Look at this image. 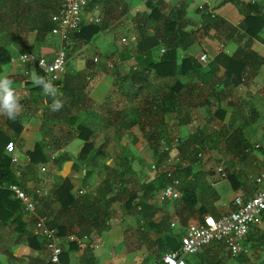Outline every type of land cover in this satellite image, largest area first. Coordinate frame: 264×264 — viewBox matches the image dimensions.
Instances as JSON below:
<instances>
[{"label":"trees","instance_id":"16d2710c","mask_svg":"<svg viewBox=\"0 0 264 264\" xmlns=\"http://www.w3.org/2000/svg\"><path fill=\"white\" fill-rule=\"evenodd\" d=\"M61 1L0 0V76L5 73L6 68L10 65L11 54L8 46L16 44L20 46L19 51L21 53H31L33 44L43 42L54 27L51 17L60 8ZM157 3L148 0L145 3V8L149 12L146 15L138 13L132 22L136 44L134 56L128 57V60L133 58L136 61V67L132 66L127 71L122 82L130 84L132 88L127 90L131 91L133 97L138 100V106L121 107L117 110L94 108L90 100L87 101L80 97L79 90L85 89L86 83H89L87 78L82 75V78H79L80 84L76 77L67 73L63 74L60 81L54 83L62 93L63 101L65 97L68 98V102L64 103V108L58 112H52L49 106L47 107L48 102L52 101L51 97H43L45 102L42 101V106L45 109L42 112V124H46L50 128L60 123L70 127L76 124L74 130L77 134L71 135L72 137L68 136L67 139L69 141L78 139L84 142L76 158L63 152L56 156L49 154L46 147L50 144V140L47 139V135H44L42 140L34 145L33 150L27 153L28 165L26 168L23 170L18 167L21 170V175L18 178L14 175L10 157L5 154L4 148L9 141L20 135L26 122H23L24 117L21 115L14 121L5 117L3 126H0V230L3 228L11 229L12 232L17 233L18 239L25 236L29 249L28 258H30L28 264L53 263L42 258V252L45 248L44 239L34 234L33 230H26V224L33 228L34 221L24 222L21 202L15 200L7 189L11 184L21 186L26 194L36 201V212L46 219L49 228L56 229L61 237H73L72 241L68 243L67 250L63 251L59 264H68L69 253L71 252L78 254L75 264H100L93 253L92 245L95 239L110 230L111 222L119 218L118 214L121 215V218L124 216L139 217L140 224L134 231L136 243L146 248L156 246L159 260L163 253L179 248V235L172 232L170 219L176 216L179 218V224L184 227L187 225V221L196 214L201 217L212 215L210 209L215 195L214 190L211 185L205 183L204 178H199V172H192L191 164L196 157L194 159L190 157L194 153L201 155L200 153L207 148L204 147L205 144L208 146L213 144L212 137L198 130L186 138L177 139L176 148L181 159L177 157L179 159L176 162L167 159L169 149L166 151L158 150V142L164 132L165 117L173 114L178 126L187 125L188 110L194 107L190 100L193 95L192 84L207 85L214 79L218 70H222V79L217 80L218 84L222 86L218 98L219 95L231 98L232 88L242 84L246 78L255 76L259 67L264 65V57L259 56L254 51L237 52L232 56L219 53L208 64V71H203L195 57L199 47L198 42L193 40V33L184 31L178 15L172 19L162 15L163 6L159 3L157 5ZM210 16L208 15L210 21H217V19H211ZM257 22V30L255 32L249 31L248 28ZM244 23L248 26L245 28L244 24L245 31L250 36H256L262 28V21L256 17L246 16ZM149 28L153 31L149 32ZM99 31V25L94 23L81 24L79 31L74 33L75 43L79 46L88 44ZM160 45L165 49L162 55H159L158 51L154 55L150 53ZM178 52L182 53L180 58ZM107 61H112L115 64L117 62L111 58ZM118 61L121 63L123 60ZM33 69L37 75L43 76V73L34 64H29V81L24 82L27 85H33L30 78ZM149 76L152 77L151 80ZM178 76H187V83L183 84ZM152 80L160 88L152 89ZM155 81L157 83L164 81L162 86L166 89L160 91L162 87ZM33 89L43 93L40 87L35 86ZM221 103H229L235 106L233 102L221 101ZM86 104L89 106L87 110L83 109ZM184 105L186 107L183 109ZM237 107L239 112L243 111V106ZM82 109L84 111L81 112H91L92 114L84 121H79V113ZM100 111L106 116L101 120H96L103 115L100 114ZM130 113H134L135 118L128 120ZM223 115V110L217 106L214 116L222 119ZM93 116L96 120L95 124H93L95 121ZM141 116L146 118L142 117L141 119ZM95 125L113 128V136L114 138L118 137L119 140L129 129H139L144 141L153 150L157 176L150 181L142 180L141 173L134 172L125 163L122 158L124 155L122 157L117 155L118 159L121 160L118 165L113 167L104 165L102 167L107 171V175L99 187L83 195L75 196L73 178L62 175V168L67 162L71 163L72 169L75 171L78 170V165L81 163L83 165H86V162L94 164V156L91 157L92 151H96L95 156H104L106 143L111 142L107 136L110 137L111 135H107L105 132L102 137L104 141L96 146L93 137ZM221 132L218 133L219 136H216V140L226 137L224 142H226L227 151L223 156L229 162H232L233 158L239 161L246 159L254 146L251 147L249 143L244 144V139L239 130H232L230 133L229 131ZM52 136H54L52 138L57 141V144H53L52 148L48 150L56 154L62 146L58 144L56 136ZM111 140L114 142L113 144L116 143L114 139ZM134 141L136 140L134 139ZM66 143L67 141L64 142V145ZM50 156H53L50 163L52 168L56 170L57 178L53 181L51 188L45 190L39 187L41 180L37 174L40 165L49 163ZM219 163L224 164V161L220 160ZM172 168L174 170L173 177L177 176L180 179V185H177L180 198L173 201L174 210L168 220V214L157 217L158 208L151 201L170 182L171 178L166 177L165 170ZM84 170L85 175L81 181H85L83 183L85 187L88 184L86 177L90 175V171L87 168ZM200 173L202 176L205 174ZM225 175L233 191L244 186L245 180L240 177L238 172L229 170L225 172ZM36 189L45 191L46 195L37 196L35 194ZM115 203H119V211L113 207ZM214 217L219 216L215 215ZM0 240H2V234H0ZM218 244L225 248L222 242ZM203 250L206 255H210L209 260L206 258V264H223L220 261L223 258L216 253V250L209 246ZM34 253L37 254L36 257H33ZM105 264L112 263L106 262Z\"/></svg>","mask_w":264,"mask_h":264},{"label":"crops","instance_id":"0c3cea01","mask_svg":"<svg viewBox=\"0 0 264 264\" xmlns=\"http://www.w3.org/2000/svg\"><path fill=\"white\" fill-rule=\"evenodd\" d=\"M147 1L148 0H89L87 6L82 11L81 24L86 25L94 23L99 25L100 31L88 44L80 46L77 45L75 43L76 39L74 38V33L70 34L68 39L64 42H62L59 37L49 33L43 42L33 44L32 52L36 55L43 56L48 60H52L56 51L61 45H63L66 49L67 55H70L72 58L75 57L76 60V63H74L75 65L71 66V64H69L67 66L65 73L73 75L74 77L75 74H83L86 75L88 80L91 79L89 83H86L87 85L85 89L79 90L81 98L91 101L95 99L92 97L93 92H97L100 95L99 98H97V101H99L97 104L99 106H103L105 103L109 106V108H114V110L120 109L121 107L132 108L138 106V100L133 97V93L131 91L127 90L131 87L130 84L122 82V79H124L127 74V71H124L122 67L129 64V62L131 63L130 59L128 60V57L130 58L134 56L133 52L136 41H130L128 38L129 35H134L132 22L136 15L138 13H144L146 15V13L149 12V10L145 8V3ZM151 1L155 3L158 2L161 6H163L162 15L165 17L172 19L178 15L179 21L182 22L184 31L187 33H193V40L198 42L199 47V51L195 56L197 59L201 54H206L211 62L218 56L219 53L232 56L237 52L243 53L248 51H254L259 56L264 57V0ZM208 11L213 13V17H210L211 19H217L216 22L209 20ZM246 16L256 17L262 21V28L256 36H250L246 33L245 28L248 27L246 23H244V18ZM95 19H97L98 22H95ZM257 28L258 22L251 25L248 29L251 32H255ZM152 31L153 30L149 28V32ZM122 38L128 39L127 42L122 43ZM19 49L20 46L16 44L8 46L11 57L21 53ZM156 52L157 49L150 51L153 55L156 54ZM181 56L182 53L178 52V57L180 58ZM88 57L93 58L90 60L87 59ZM110 58L115 59L116 61L123 60L121 62L122 66L118 67V69H122L117 71L105 70L106 61ZM94 59L99 61V63L95 64ZM28 66L29 64L21 63L15 64L14 66L8 65L3 77H9L13 81L14 89L21 90V88H29L33 94H37L39 91L33 89L35 87L34 84L27 85L24 83L29 81V76H25L24 74L25 71L28 70ZM202 69L206 72L209 68ZM222 73V70H218L214 79L207 85H203L201 83L192 84L193 95L190 97V100L194 107L188 110L187 125L178 126L173 114L166 115L165 120L168 118V124L164 126V133L167 134L166 137H169L170 140L167 142V147H165L164 150L166 151L169 149L168 154L171 153L173 155L176 153V156L178 155V149L175 148L171 139H175L177 137L179 139L180 136H184L180 138L183 139L198 130L204 132L209 137H212L213 144H209V146L208 144L204 145V147H207L205 150L210 154H217L216 151L219 153L221 152L216 140V136H219L218 133H222L221 131H229L230 133L232 130H239L242 138L244 139V144L249 143L251 147H253V145H259V147L264 148V144H259L258 142L260 140H256L258 137L264 139V129L263 127L260 128V124L264 121V94H256L257 96L254 95L255 90L253 88L259 85V87H261L260 89L264 90V65L259 67V69L255 72V76L248 77L242 84L233 87L231 90V98H226V96L222 97L221 95H219L220 99L218 98V94L221 91L222 86L218 84L217 80L222 79ZM178 77L181 79L183 84L187 83V76ZM95 78L98 79V82L95 84V88H93ZM113 81L116 82L113 83ZM125 91L130 92L131 95H126ZM18 94L20 96V93ZM252 95H254L257 99L254 100V96L252 98ZM221 101L233 102L235 103V106L229 103H221ZM44 102L45 101H43V103ZM21 103L23 104L24 109L36 110L40 106L43 107L42 101H36V99H33L32 94L21 97ZM217 106H220L224 112L222 119H218L214 116ZM237 106H243V111L239 112ZM185 107L186 106L184 105L183 109ZM83 109L87 110L89 109V106L86 104ZM83 109L80 110V112L84 111ZM183 112H185V110H183ZM38 113L40 114H35L31 118H28L29 120L26 124H24L20 135L12 140L16 142V156L19 161L18 167L23 170L28 165L27 153L32 151L34 145L41 141L44 136L41 131V127L43 125L42 113L40 110H38ZM252 113H254V117H252ZM100 114L103 113L100 111ZM20 115L25 117L23 112ZM250 115L251 118L249 119ZM104 116L106 115L104 114L98 117V119L101 120ZM142 117L145 116H141V119ZM133 118H135L134 113H130L128 120ZM147 119H150V117H147ZM4 120V118L0 120V126H2ZM97 127V130L100 132L97 134L96 130L94 133V142H98V138H102L105 132H109V134L113 137L112 139H114L113 128V131H110V127H106L105 125ZM207 128H211L210 133L206 131ZM104 129L106 131H104ZM213 131L214 133L211 134ZM137 133L140 134L139 129L132 128L129 129L123 137H128ZM78 142L84 145V142L80 140H75L73 143ZM82 145H79V151ZM50 148H52L51 144L46 147L48 153L55 154L51 153V151L49 152L48 149ZM255 150L256 149L253 148L249 154L256 153ZM50 162L51 158L49 163L40 165L41 167L44 165H50V173L48 176L41 177L39 173L37 174L41 180L39 187L45 190H49L53 181L57 178L56 175H54ZM219 164L220 163H217L216 168H213L214 173L209 171V167L205 168L203 166L199 168L201 172H206L204 174L206 180L205 178L204 180L208 185H211L215 193L212 202H217V205H212L210 209L212 215L214 216H220L234 210V196L243 195L250 197L257 189L255 180L253 183H249L245 180L244 186H241V188L237 191H233L226 178L222 179L218 174L217 167ZM76 172L77 171L72 169V171L67 175L75 181V178L77 177ZM192 172L195 173V170ZM81 174L82 177H84L85 171L83 170ZM79 191H83V194L92 191L91 183L87 184L85 187H79V189L75 187L73 189L74 195L79 196ZM153 201L155 203H153ZM153 201H151V203L158 208V212L160 213L162 211V214L165 215L168 214V211H166L165 208L173 206L174 203L170 202L166 204L160 202L157 199V196ZM200 217L201 216L196 214L187 221V224L196 222ZM23 219L25 223H28V219L25 218V216ZM175 219L179 221L176 216L172 220L174 221ZM5 230L8 229L3 228L0 230L3 242H6L3 245L0 243V264H28L30 258H28L29 249L27 248L25 236H21V238L18 239L17 233L12 232L11 229V231L8 230V232ZM26 230L32 231L33 228L29 224H26ZM9 233L12 234V236H15L12 241H9L4 237V235ZM104 234L106 235L107 233ZM96 242L98 243V241ZM242 245H244L242 246V251L244 249L245 252H253V249H256L260 253L259 257H257V262H260L259 264L264 262V214H262L258 221L250 228V231L244 239ZM97 247H99V245L95 244V248ZM209 247L216 250V253L220 256H222L221 254H224L223 251H226L225 248L218 243L212 244ZM67 248L68 245L63 244L64 251L67 250ZM94 254L100 264L110 262L107 258H104L103 255H98V251H94ZM36 255L37 254L34 253L33 257H36ZM209 256L210 255H206L205 251L202 250L197 255H194V257H189L187 259V264H206V258L208 259ZM77 257L78 254L76 252L69 253V263L74 264ZM42 258L49 260L48 252L45 248L42 252Z\"/></svg>","mask_w":264,"mask_h":264},{"label":"rangeland","instance_id":"374dc122","mask_svg":"<svg viewBox=\"0 0 264 264\" xmlns=\"http://www.w3.org/2000/svg\"><path fill=\"white\" fill-rule=\"evenodd\" d=\"M139 1V0H138ZM129 35V40L132 41L130 39ZM135 36V34H134ZM136 41V40H135ZM158 54L162 55L160 53L161 51V45L158 46L157 48ZM158 55V56H159ZM93 57H88L87 59H92ZM97 61V60H96ZM95 64H98L99 61L96 62ZM131 63L129 62V64H127L126 66L122 67L124 71H128L132 66L136 67V61L131 58L130 59ZM74 63H76L75 57H71L70 55H67V63H66V67L71 64L75 65ZM114 63V62H113ZM131 64V65H130ZM119 66H122V63H120L119 61L116 62V64L114 63V65L110 68L106 65L105 70L107 71H117L120 70L118 69ZM207 66V67H206ZM202 68H208V65H201ZM126 69V70H125ZM66 71V69H65ZM204 71V69H203ZM208 71V70H207ZM83 74H75V77L78 79V82L81 84V81H79V78H82ZM89 75V74H87ZM86 77V75H84ZM0 77H3L0 76ZM152 78V77H151ZM150 76L149 79L151 80ZM87 82H90L91 79H86ZM117 80V79H116ZM98 82V79L95 78V82L93 85V88H95V84ZM116 81H113V83ZM111 83V82H110ZM155 83H157V81H155ZM164 83V81L158 82L157 84H160L162 89L160 91L165 90L166 88H163L162 84ZM152 89L156 90L158 88H160L159 85H155L153 80H152ZM17 86V85H16ZM255 92L254 95L256 94H260L263 95L264 94V90L260 89L261 87L256 86L253 87ZM262 90V91H261ZM18 93H20V97H25L28 94H32L33 99L39 100V101H45L43 99L44 94L43 93H37V94H33L31 89L29 88H21V90H17ZM125 93L130 94V92L125 91ZM263 93V94H262ZM43 94V95H42ZM131 95V94H130ZM252 95V98L253 96ZM99 94L97 92H93L92 97L95 98L93 100H91V105L94 108H105V109H111L109 108V106H107L105 103L103 104V106H99L97 103L99 101H97V98H99ZM257 96V95H256ZM81 97V95H80ZM141 97V96H139ZM141 99V98H140ZM254 100L257 99L255 96L253 98ZM52 101H49V105L51 104ZM66 102H68V98L65 97L64 98V103L66 104ZM128 102V101H127ZM47 105V107L49 106ZM98 106V107H97ZM118 108V107H117ZM43 107H39L36 110L34 109H24L23 113L25 115L23 122H27L32 116H34L35 114H40L38 113V110L41 111V113L43 112ZM252 109V108H251ZM114 110V108H113ZM117 110V109H116ZM256 111V110H255ZM91 112L85 113V112H81L79 113V121L89 118L91 116ZM105 113H103L104 115ZM94 115V114H93ZM252 117H254V113H252ZM5 119L4 116H0V120L1 119ZM251 118V115L249 117V119ZM93 119L95 120L94 116ZM248 119V120H249ZM96 120H99L96 118ZM96 120L93 122V124L96 123ZM170 120V119H169ZM87 122V121H85ZM79 123V122H78ZM88 123V122H87ZM168 124V118H166L164 126ZM3 126V125H2ZM75 125L73 126H66L63 123L57 124L54 127L50 128L49 126H47L46 124L42 125V134L43 135H47V139L50 140V144L51 146L54 144H57L56 140H53L52 135H55L57 140H58V144L61 145L62 147L60 148V150L54 154L55 156L61 152L63 153H68L69 155H71L73 158H76L78 153H79V145H82V143H73L75 140L69 141L68 136L71 135H76L77 132L74 130L75 129ZM108 127V126H106ZM264 129V121L260 124V128ZM96 132V130L98 129V127L95 125V127L93 128ZM261 129V130H263ZM104 131H106L104 129ZM109 131V130H108ZM110 131H113L112 128H110ZM146 131V130H145ZM206 131L208 133H210L211 128H207ZM217 131V130H214ZM214 131L211 133L213 134ZM99 130H97V134H99ZM107 135L109 134L106 133ZM167 134H165L164 132L162 133V138L160 139V141L158 142V150L159 151H165V147H167V142L170 140L169 137H166ZM171 135V134H170ZM252 135H256V134H252ZM72 137V136H71ZM107 140L111 141V142H107L106 143V151L104 156H99L96 155L95 153L96 151H92L91 152V157L94 156V164L95 166H93L94 164L90 163L88 164V162H86V165H83L82 163L80 165H78V170L76 172L77 177L75 178L74 184L75 187L77 189H79V187H84V182L85 181H81L82 178V174L81 172L87 168L90 171V175L88 177H86L87 179V183H91V187L92 190H95L97 187H99L102 182L104 181V179L106 178L107 175V171L105 169H102V167L104 165H109L110 167L115 166L116 164L118 165L121 161L118 159L117 155H120L124 160L125 163L127 165H129L132 170L134 172H139L141 173V179L146 180V181H150L152 180L154 177L157 176V172L152 168V165L155 163L154 157H153V150L152 148L144 141L142 133L140 131V134H133L130 136H126L123 137L119 140L118 137H115L114 140L116 141L115 144H113L114 142L111 140L113 137H109L107 136ZM181 137L184 136H180L179 139ZM97 139V138H96ZM134 139L136 141H134ZM177 138L175 139H171V141H173V145H175V148L177 147ZM219 140L218 145L220 148V153L218 151L217 154H210L208 153L206 150H204L203 152H201V155H198L197 153L192 154L190 157H192L193 159L196 157V159L194 160V162L191 164V169L192 171L195 170V173H198L199 178L203 179L205 178L204 175H201V171L199 170V168L201 167H209V171L213 172V168H216L217 163L221 161H224L223 167H224V171H229V170H234L236 172H238V174L240 175V177H243L244 180H246L249 183H253L255 178L260 174V173H264V148L263 147H259V148H254L256 149V153L254 154H249L246 159L244 160H237L235 158L232 159V162H229L225 156H223V154L227 151V147H226V142H224V140H226V137L223 138H218ZM256 140H260L258 143L260 144H264V139L261 137L256 138ZM67 141V143L64 145V142ZM104 141V138H98V142H95L96 146H99L102 142ZM64 145V146H63ZM254 146V145H253ZM83 147V145H82ZM81 147V148H82ZM81 150V149H80ZM17 154V153H16ZM197 154V156H195ZM179 157V155L176 156L175 154H168L167 159H171L172 161H178L177 158ZM181 159V158H180ZM224 159V160H222ZM165 160V159H164ZM163 160V161H164ZM162 161V162H163ZM187 163V162H186ZM125 164V165H126ZM50 165H44L45 167V171H41V166H39L38 169V173L41 177H46L47 175H49L50 173V169H49ZM195 168V169H194ZM72 171V166L70 162H67L63 165L62 168V175L66 176L68 173H70ZM85 171V170H84ZM54 175H56V170L53 169ZM206 173V172H205ZM214 173V172H213ZM57 177V176H56ZM176 181H177V185H180V179L176 176L175 177ZM206 180V178H205ZM206 183V182H205ZM83 189V188H81ZM160 192V191H159ZM158 194H156L157 199H158ZM85 194V193H84ZM153 203H155L153 201ZM217 205V202H213L212 205ZM113 207L119 211L120 210V205L119 203H115L113 204ZM166 211H168V220L171 217L170 215L173 213V206H168L165 208ZM162 214V211L160 213H158L157 217H160ZM117 220H113L111 222V228L110 230H108V232L106 231L105 233H107L106 235L103 233L99 238L95 239V242L93 243L92 247H93V253L94 251H98V255H103L104 258H107L108 261L112 262L113 264H159V253L157 250L156 246L153 247H145V246H139L136 243V238H135V230L137 229V226L140 224L139 221V217H131V216H127V217H123L121 218V215L119 216L118 214ZM174 219V218H172ZM170 219V222H172L173 220ZM179 219V218H178ZM167 220V221H168ZM171 224V223H170ZM171 227V226H170ZM172 232H175L176 234H179L182 232V229L180 226L178 227H173L171 228ZM6 232H8V230H5ZM11 231V230H9ZM5 232V233H6ZM4 234V233H3ZM5 238H7V240L12 241V239L15 238V236H12V234H7L4 235ZM1 241V245L5 244L6 242ZM98 241V243L96 242ZM260 242V241H259ZM95 244L99 245V247L95 248ZM68 245V243H67ZM244 246V245H243ZM224 254L222 255V258L220 261L223 264H259L260 262H257V257H259L260 253L256 250L253 249V252H245L244 249L243 251L235 256L232 257L230 256L226 251L224 252ZM259 253V254H258ZM97 254V253H96ZM105 255V256H104ZM194 257V256H193ZM192 257V258H193ZM238 257V258H237ZM227 259V261H226ZM107 261V260H106ZM228 262V263H227ZM75 264V263H74ZM261 264H264L261 263Z\"/></svg>","mask_w":264,"mask_h":264},{"label":"built area","instance_id":"2783aa9c","mask_svg":"<svg viewBox=\"0 0 264 264\" xmlns=\"http://www.w3.org/2000/svg\"><path fill=\"white\" fill-rule=\"evenodd\" d=\"M89 0H62L60 8L51 17L54 25L50 34L55 35L66 41L70 34L78 32L81 26V15L83 9L87 6ZM208 15H213L211 11ZM213 17V16H212ZM95 22H98L95 19ZM129 39V38H128ZM126 38H122L121 42L126 43ZM132 41L136 38L130 36ZM165 52L164 47H161L160 53ZM96 61V59H94ZM200 65H208L210 59L206 54H201L198 59ZM34 64L42 73L43 76L51 79L53 83L61 80L65 73L67 63L66 49L61 45L56 51L52 60H48L43 56H38L35 53H18L10 59V66L15 64ZM106 65L112 67L114 63L107 61ZM25 76L29 75V71H25ZM254 148H259V145H254ZM4 152L10 157V162L13 167L14 175L20 177L21 170L18 168V158L16 156V142L9 141L4 148ZM53 156H51V160ZM152 168L156 171L155 164ZM45 167H41V171H45ZM173 168L165 170L166 177L171 178L170 182L160 190L158 200L160 202H173L180 198V192L177 189V181L173 177ZM217 172L222 179L226 178L223 164L220 163L217 167ZM257 189L250 196L236 195L233 199L235 210L222 214L219 217L212 215H203L194 223L181 226L179 221L175 219L170 226H180L182 232L178 235L179 248L175 251H168L161 255L159 264H187V259L198 254L205 247L212 244L222 242L225 250L231 256H237L242 252V243L250 231V228L258 221L264 213V173H260L255 178ZM15 200L21 202L23 206V215L29 220H33V233L40 236L45 241V249L48 252L49 261L53 264H59L60 257L64 251L63 244L72 241V236L61 237L56 229L49 228L46 219L39 216L36 212V201L26 194L25 190L18 184H11L7 187ZM80 195L83 191L78 192ZM35 194L39 197L46 195L45 191L36 189ZM86 239V237H84ZM73 264V263H69Z\"/></svg>","mask_w":264,"mask_h":264},{"label":"clouds","instance_id":"9594fccd","mask_svg":"<svg viewBox=\"0 0 264 264\" xmlns=\"http://www.w3.org/2000/svg\"><path fill=\"white\" fill-rule=\"evenodd\" d=\"M30 78L35 86L42 89L45 97H51L52 103L49 108L52 112L64 108L62 93L51 79L37 75L35 69L32 70ZM23 111L24 106L17 90L13 88V81L9 77H0V116L14 121Z\"/></svg>","mask_w":264,"mask_h":264}]
</instances>
